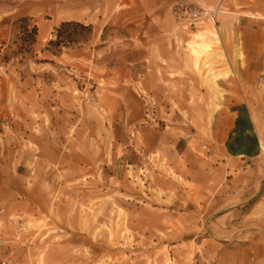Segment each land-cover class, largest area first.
<instances>
[{
  "label": "rangeland",
  "instance_id": "1",
  "mask_svg": "<svg viewBox=\"0 0 264 264\" xmlns=\"http://www.w3.org/2000/svg\"><path fill=\"white\" fill-rule=\"evenodd\" d=\"M243 11L264 24V0H0V264H264Z\"/></svg>",
  "mask_w": 264,
  "mask_h": 264
},
{
  "label": "crops",
  "instance_id": "2",
  "mask_svg": "<svg viewBox=\"0 0 264 264\" xmlns=\"http://www.w3.org/2000/svg\"><path fill=\"white\" fill-rule=\"evenodd\" d=\"M245 13L240 12H229V14L221 15L222 21L230 26L232 24L239 32L242 34V37L245 42V46L247 47L248 53V61L252 64H257V66L264 65V55L258 54V50L264 48V24H256L250 18H248V14L252 13L253 11H243ZM220 24V26H222ZM259 38V39H258ZM255 50V54L253 51ZM250 115L252 114V108L249 103L246 104Z\"/></svg>",
  "mask_w": 264,
  "mask_h": 264
},
{
  "label": "built area",
  "instance_id": "3",
  "mask_svg": "<svg viewBox=\"0 0 264 264\" xmlns=\"http://www.w3.org/2000/svg\"><path fill=\"white\" fill-rule=\"evenodd\" d=\"M188 5L186 2H181V6ZM223 13L222 10L220 9H206V8H201L197 9L195 7H189L187 6L185 11H180L177 12L179 17L183 20L186 21V23L189 26H196L198 24H203L205 22L217 24L219 22V16L220 14ZM1 243V240H0ZM1 264H11L10 260L3 261Z\"/></svg>",
  "mask_w": 264,
  "mask_h": 264
},
{
  "label": "trees",
  "instance_id": "4",
  "mask_svg": "<svg viewBox=\"0 0 264 264\" xmlns=\"http://www.w3.org/2000/svg\"><path fill=\"white\" fill-rule=\"evenodd\" d=\"M23 22H24L23 23L24 25L21 26V28L23 29V32L27 35L26 38H28V39L25 38V41H28L25 43H27L28 45H32L36 40L38 28L35 25L31 26V24L29 23V20H27V19H25V20L23 19ZM61 30H62L61 28L58 30V36H59L58 41H55V42L51 41L50 42L52 45L57 44L58 46H60L62 43H67L66 40H63L61 38V34H60ZM68 41H70V40H68Z\"/></svg>",
  "mask_w": 264,
  "mask_h": 264
}]
</instances>
